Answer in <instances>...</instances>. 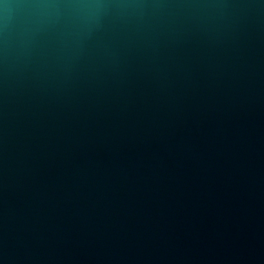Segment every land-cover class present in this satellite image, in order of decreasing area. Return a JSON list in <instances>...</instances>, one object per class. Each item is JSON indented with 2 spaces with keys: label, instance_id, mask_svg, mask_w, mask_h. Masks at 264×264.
I'll return each instance as SVG.
<instances>
[{
  "label": "water",
  "instance_id": "1",
  "mask_svg": "<svg viewBox=\"0 0 264 264\" xmlns=\"http://www.w3.org/2000/svg\"><path fill=\"white\" fill-rule=\"evenodd\" d=\"M0 264H264V0H0Z\"/></svg>",
  "mask_w": 264,
  "mask_h": 264
}]
</instances>
